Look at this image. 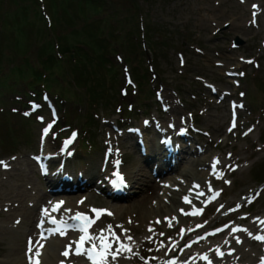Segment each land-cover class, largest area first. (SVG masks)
<instances>
[{
	"label": "rangeland",
	"instance_id": "374dc122",
	"mask_svg": "<svg viewBox=\"0 0 264 264\" xmlns=\"http://www.w3.org/2000/svg\"><path fill=\"white\" fill-rule=\"evenodd\" d=\"M52 1L50 4L48 0L45 3L39 0H0V82L7 79L8 84L14 87H0V161L9 165L7 169L11 171L10 174L23 175L21 181L12 182L14 187L29 193L32 191L31 196L37 194L39 188L45 194L48 193V181L46 177H42V167L37 164L46 140L54 156L51 167L67 160L71 169L83 171L88 163H93V169L97 167L96 169L109 175L110 162L105 151L107 131L110 127L121 132L129 130L132 125H143V122L146 125L162 112V104L166 110L162 96L168 94L176 104L179 102L183 113L192 121L193 129L189 131L191 136L201 139L209 153L223 157L226 162L232 157L236 163L232 176L227 174L221 180L219 177L214 185L209 183V187L219 193L218 199L204 207L192 222L196 226L216 223L215 228L204 232V240L207 244L219 242L217 256L220 259L226 256L225 264H244L245 261L235 258L233 248L223 250L220 247V242L229 240L232 235L234 241L244 243L245 251L257 250L259 246L262 251L260 258L263 260L260 259L256 264H263L264 240L256 237H264V224L261 223L264 221V0H112L110 4L103 3L104 11L101 10L100 13L80 11L79 5H69V15L64 12L62 0H54L55 7ZM100 4L102 5L101 2ZM257 7L262 11L257 19L254 14L252 17H244L251 8ZM254 12L256 13L255 10ZM250 23L252 25L248 27ZM89 24L98 25L104 30L103 33L109 31L117 36V42L121 46L113 44L114 52L108 55L112 66L119 72L116 98L112 105H108L111 107L107 108L103 100L102 106L93 107L89 99L82 96L83 91L75 93L72 87L58 89L59 95L67 99L61 101L52 92L51 96L44 95L41 92L44 89L42 86L37 87L38 90L28 89L27 80L15 75L26 69L30 74L34 70L39 71L42 50L48 41L54 42L56 55L60 52V44L72 45L79 41L87 44L92 30L88 27ZM238 40L243 44L237 45ZM58 56L61 58L59 54ZM138 66L142 71H148L146 99L131 95L139 90L134 81V69ZM103 70L112 73L109 68ZM54 72L64 77L62 86H65V80L72 84L74 72L70 66L65 64L64 69ZM75 89L79 90L76 86ZM68 91L73 94H67ZM217 92L223 96L228 95L230 102L218 105L216 97H213ZM36 93L41 94L39 96ZM80 96L81 101L78 98ZM228 106L232 107L231 110ZM235 106H239V109L234 108ZM126 110L131 111L129 117L125 115ZM210 112L213 123L214 119L217 123L201 127L202 119L207 118ZM165 116L163 114L158 118L166 119ZM88 117L96 121L94 126L86 125L85 119ZM221 126L231 132L230 135L221 133L219 137L215 136V140L223 148V154L219 150H213L214 144L207 143L209 132L217 135V127ZM132 151L127 152L125 159L121 158L119 161L113 155L110 157L122 164L125 174L129 162L139 158L138 153ZM122 152L119 150V153ZM238 159L241 162L237 163ZM28 163L34 167L35 172L29 171ZM208 169L209 165L203 170ZM54 170L51 168L50 171ZM115 170L117 169L112 170V175ZM1 174L3 177L7 176L4 167H0ZM27 175H30L31 182L27 187H22L21 183L29 182ZM115 190L112 189L111 194H115ZM74 192L68 191L57 196L67 197L73 194L83 197L82 202L89 198L87 209L81 213L95 221L88 230L95 229L96 226L107 230L111 226V231L114 232L117 224L111 205L127 204L131 200H122L127 197L122 198L121 194L117 197L122 198L121 201L112 202L108 194L100 189L90 192L87 188ZM220 198L228 205L221 212L224 204H220ZM44 201H29V208L38 204L36 212L41 211L46 215L48 204ZM233 202L234 205H231ZM93 209L101 211L99 218ZM65 216L71 219V214ZM5 218L6 213L0 206V226L4 225ZM242 219L251 224L257 221L260 228H257L255 235L245 237L246 234L235 231L237 228L244 230L249 225L242 222ZM71 221L77 226L72 233L73 237L76 236L73 240L77 241L78 235L83 232L79 230L76 220ZM35 222V226H40L46 221L38 219ZM179 225L185 229L184 222ZM234 225L236 226L233 227ZM121 229L125 234L126 229ZM171 229L172 226L168 230L161 226L160 231L143 235L131 241V244L137 246L136 243L140 240L150 239L153 245L147 246V250L166 247L177 241L172 239ZM224 229L227 230V235L210 239L211 235ZM162 237L165 239L156 243ZM84 245L87 249L92 246L90 242ZM191 245L188 242L185 250L195 252ZM15 249L13 242L0 232V264ZM63 252L59 257L60 262L74 264V260L68 259L69 256H64ZM71 252L75 259L80 257L75 254V248ZM133 254L122 263L150 264L148 254H142L138 250ZM81 257V262L92 264L91 260L85 261L84 255ZM212 259L204 256L202 261L212 264ZM220 262L215 264H223V260Z\"/></svg>",
	"mask_w": 264,
	"mask_h": 264
},
{
	"label": "bare ground",
	"instance_id": "6f19581e",
	"mask_svg": "<svg viewBox=\"0 0 264 264\" xmlns=\"http://www.w3.org/2000/svg\"><path fill=\"white\" fill-rule=\"evenodd\" d=\"M243 11L246 13L245 9ZM261 13L260 7L251 8V11L246 16L244 15V17H252L254 14V17L257 19ZM251 25L252 23L248 24V27ZM162 97L166 110H164L162 104V112H159L153 119L147 120L148 123L146 125L144 122L143 125H136L134 127L132 125L129 130L121 132L110 127L109 131H107L106 140L108 143L106 144L107 149L105 151L109 156V175L96 169L97 167L93 169V163L87 164L86 169L88 171L85 168L83 171H76L77 168L71 169L69 167L70 165L67 164V160L60 161L59 165L56 166L58 169L56 170L53 167L55 169L54 172H50L48 177H46L48 181L47 187L49 188L48 193L45 194L39 188L37 194L35 193V196H31L32 191L29 193L14 187L12 184L15 180L21 181L23 175L10 174L11 171L6 169L7 176L3 177L5 171H2L3 174L0 175V206L3 207L6 218L4 219V225L0 226V232L13 242L16 249L12 250L11 255H8L7 260L1 264H32V261L35 259H38L40 264H63L59 259L61 251L68 250L69 246L76 249L77 247L75 246H78L79 238L84 234L80 233L77 241L73 240L76 237H73L72 233L75 232L73 228H77V226L74 225L71 219L77 213H82L87 209L89 198H85L82 202L83 197L73 196V194L67 197L57 195L68 191H73V193H75V190L84 191L87 188H89L90 192L100 189L108 194L112 202L120 200L125 196L127 198H123L122 200L131 198L127 204L117 203L112 204L110 207L114 211L113 218L117 224L114 226V233L116 232L115 235L120 238L123 244L130 247L131 251H120L115 259L112 258V255H108L106 264H123L122 261L128 260L137 250L142 254H148L150 264H164L165 262H172L171 264H201L202 262L209 264L202 261L204 256H207L208 259L213 258L212 264L219 263L220 260L221 262L223 260V264H225L224 259L226 256H223L221 259L217 256L219 242L218 244H207L204 240V232L215 228L216 223L196 226L192 221L196 220L195 215L203 211L204 207L210 205L211 202H216L218 199L219 193L213 191L209 187V183L214 185L219 177L221 180L227 174L232 176L235 172L234 165L236 163L232 157L226 162L223 160V157L214 156L212 152L209 153L207 147L201 142V139L191 136L190 132L193 129L192 121L187 117V114L183 113L179 102L176 104L168 94ZM213 97H216L217 101L215 102H219L217 103L218 105L230 102L228 95L223 96L219 92L214 93ZM231 108L229 107V110ZM234 108L239 109V106H235ZM163 114L166 115V119L158 118L163 116ZM207 116V118L202 119L200 123L201 127L217 123L215 119L213 123L211 112ZM217 129V135L209 132L207 143L214 144L213 150H219L223 154V148L220 147V143L215 138L219 137L218 135L221 133L230 135L231 132L225 126L217 127ZM165 143H170V146L165 145ZM119 150L123 152L119 153ZM129 151L138 153L139 158L129 162L125 174L122 164L117 161L122 160L121 158L125 159ZM112 155L116 157L117 161L111 160L110 157ZM53 158L54 156L46 140L42 155L37 160V164L39 167L42 165L44 169L48 170L49 163ZM240 160L238 159L237 163L241 162ZM217 161L219 162L217 163ZM208 165L209 169L204 171V167ZM27 166L31 173L35 172L34 167L30 163ZM114 168L117 170L113 171V173H121L120 176L126 180L127 190L120 196L122 198H117L119 196L110 192L112 189L115 190L121 187L120 181L116 180L115 175H112ZM30 175L26 176L29 182L27 181L26 184L21 183L22 187L29 185L31 182ZM35 189L37 190V188ZM129 189H132V191L130 192ZM135 196L141 198L134 199L133 197ZM186 199L189 202H186ZM32 200H37L38 203L45 200L46 204H48L47 214L43 215L41 211L36 212L38 204H35V207L32 205L33 207L29 208V201ZM222 203L220 198V204ZM223 204V210L221 207L220 212L224 211L225 207L228 206L225 203ZM231 205H234V202ZM67 214H71L70 220L65 216ZM37 217L38 219H44L46 222L43 225L35 226L34 223L38 220L36 219ZM52 219L60 223L59 228H63L65 234L61 235L60 231H58L59 228L55 224L50 223ZM241 221L249 225L244 230L237 228L239 230H236V232L239 231L242 235L246 234L245 237L249 234L255 235L257 228H260L257 225V221H253L252 224L245 219ZM182 222L185 223L186 230H183L179 225ZM261 223L264 224V221ZM68 226L73 228L67 230ZM161 226L166 227V230L172 226L170 234L173 240H177L175 243H170V245L163 248H151V250L146 249L147 246L153 245L150 239L140 240L136 243L137 246L131 244V241L143 235L160 231ZM121 227L126 229L125 234ZM49 229H54L55 234L49 235ZM100 230L96 226L95 229L88 230V232L91 236H99L102 231ZM103 231L105 235H108L107 230ZM227 234V230L224 229L211 235L210 239L212 240ZM62 237L64 239H61ZM128 237H131V239L129 240ZM109 238L111 239V237ZM162 239H165V237L160 238L156 243H159ZM228 239L227 241H221L220 247L223 250H228L229 247L233 248L236 259L247 261H244V264H256L261 259L262 251L259 246L257 250L249 252L244 250V243L234 241L233 235ZM188 242L192 243L191 246L195 252L185 250ZM96 243L99 245V241H96ZM40 245H43V247H40ZM30 246L31 251H29ZM84 248L87 249L85 245ZM118 248L119 244L113 241L112 252H116ZM37 251L40 253L38 257L35 255ZM72 255L74 256L70 251L68 259H73L74 264H89V262L80 261L83 255H80L76 259ZM84 256L85 261L89 260L86 258V255Z\"/></svg>",
	"mask_w": 264,
	"mask_h": 264
},
{
	"label": "trees",
	"instance_id": "16d2710c",
	"mask_svg": "<svg viewBox=\"0 0 264 264\" xmlns=\"http://www.w3.org/2000/svg\"><path fill=\"white\" fill-rule=\"evenodd\" d=\"M48 1L51 4V0ZM111 1L112 0H62L64 4V12L67 15H69L68 6L72 4L75 6L79 5L78 7L80 11L90 10L96 13H100V11L105 7V4L103 3L105 2L107 4H110ZM39 2L45 3V0H39ZM52 2L54 4V0ZM100 2L102 3V5L100 4ZM88 27H91L92 30L90 31V35L88 36L89 42L87 44L80 41L75 42V44L72 45L60 44L59 51L61 53L59 52L58 54L61 56V58H58V54H55L54 42L52 40L48 41L47 45L42 50V54L40 57V60L42 62H40V64L38 65L40 66L39 71L34 70L30 74L27 73L28 71L26 69L25 71L17 73L18 75H15L20 79L27 80L26 85L28 86V89L38 90L37 87L42 86L44 87V89L41 90V92H43L44 95L46 94L48 96H51L52 92L58 100L63 101L64 99H66L65 97L63 98L61 95H59L58 89L60 90L62 87H65L66 89L68 87H72L74 88L75 93L77 91H83L82 96L84 98H88L91 104L94 105L93 107L99 108L100 106H102V100L106 102L107 108L111 107L108 105H110L116 98L115 94L117 83L119 82V72H117L115 70V67L112 66L111 61H109L108 55L114 52L112 48L113 44H117L118 47L121 46L117 42V36L109 33V31H107V33H103L104 30L98 27V25L90 26L89 24ZM97 33L101 34L99 35ZM65 64L72 68V72H74L72 77L74 79L73 81H71L72 84L69 83V80H65L66 84L65 86H62V84L64 83V77L61 74L59 75V73H55L54 71L64 69ZM103 68L111 69L112 73L103 70ZM31 70H33V68H31ZM134 72L136 76V80L134 81L136 82L137 88L139 90L135 94L131 93V95L135 98L137 97V95H139V97H144V99H146L148 96V91L145 86L148 82V71H142L138 66L134 69ZM131 80V82H133V79ZM74 85L79 90H76ZM0 87L8 89L14 88L13 85L8 84L7 79H4V81L2 80V82H0ZM60 92L62 94V91ZM40 94L38 93L37 95L40 96ZM67 94L70 95L73 93L68 91ZM78 98L81 101V96ZM125 115L129 117V115H131V111L126 110ZM85 121L86 125L90 127L94 126V122H96L91 117L86 118Z\"/></svg>",
	"mask_w": 264,
	"mask_h": 264
},
{
	"label": "snow or ice",
	"instance_id": "6c2138e0",
	"mask_svg": "<svg viewBox=\"0 0 264 264\" xmlns=\"http://www.w3.org/2000/svg\"><path fill=\"white\" fill-rule=\"evenodd\" d=\"M47 131L48 129L45 130V134H47ZM218 162L219 161H217V163ZM0 167H4L5 169H7L9 165L5 161H0ZM213 167H215V165H213ZM117 175L119 176V173H117ZM120 180L121 182H123L122 177H120ZM186 202H189V201H187L186 199ZM93 211L96 212V216L97 218H99V216L101 215V211L95 210V209H93ZM108 214L111 215V213H108ZM72 219L80 222L78 226L79 230L84 233L79 238L78 247L75 249V254L76 255H86L87 258L92 261V264H106L108 255H112V258L115 259L120 251H128V252L131 251V248L123 244L120 241V238L116 236L114 232L111 231V226H109L107 229L108 235H105V232L102 230L99 236H91L89 235L88 229L95 222L93 219L81 213H77L74 217H72ZM52 223L56 224L57 221L53 219ZM58 231H60L61 235L65 234L63 228H59ZM109 237H111V239ZM256 238L264 240V237H256ZM128 239L130 240L131 237H128ZM96 241H99V245H97ZM113 241L119 244V248L116 250V252H112V242ZM86 242L91 243L92 245L91 249L84 248V244ZM40 247H43V245H40ZM29 251H31V246L29 248ZM70 251H72L71 246H69L68 250L64 251L62 254L64 256H68ZM35 255L38 257L40 255L39 251H37ZM32 264H40V262L38 259H35L32 261Z\"/></svg>",
	"mask_w": 264,
	"mask_h": 264
},
{
	"label": "water",
	"instance_id": "95a60500",
	"mask_svg": "<svg viewBox=\"0 0 264 264\" xmlns=\"http://www.w3.org/2000/svg\"><path fill=\"white\" fill-rule=\"evenodd\" d=\"M243 42H241L240 40L237 41V45H242Z\"/></svg>",
	"mask_w": 264,
	"mask_h": 264
}]
</instances>
